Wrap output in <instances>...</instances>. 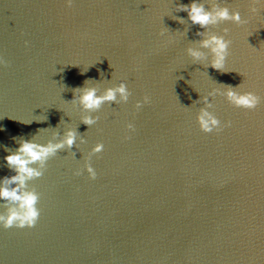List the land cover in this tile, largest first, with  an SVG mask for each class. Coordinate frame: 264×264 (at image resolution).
<instances>
[{
  "label": "water",
  "instance_id": "1",
  "mask_svg": "<svg viewBox=\"0 0 264 264\" xmlns=\"http://www.w3.org/2000/svg\"><path fill=\"white\" fill-rule=\"evenodd\" d=\"M199 2L245 20L207 28L230 41L225 71L205 66L207 49L199 61L186 55L203 31L176 8L189 0H0V176L11 174L2 158L13 137L78 132L27 182L39 216L0 228V264H264V6ZM86 79L130 91L102 104L91 126L71 102ZM239 84L258 105L214 93L208 110L220 124L201 131L195 100ZM97 142L103 149L89 154Z\"/></svg>",
  "mask_w": 264,
  "mask_h": 264
},
{
  "label": "clouds",
  "instance_id": "2",
  "mask_svg": "<svg viewBox=\"0 0 264 264\" xmlns=\"http://www.w3.org/2000/svg\"><path fill=\"white\" fill-rule=\"evenodd\" d=\"M65 3L70 5L72 0H65ZM257 3L264 6V0H252L249 6L250 13H256ZM176 8L178 11L187 13V20L191 24L198 25L199 28L203 29V31L198 30L195 33L200 39L195 42V46H189L185 49L186 55L193 62L199 61L204 59L206 55L202 49H207V64L205 66L225 71V58L228 54L230 41L223 35L208 32L207 28L209 25H215L221 21H231L238 25L245 23L239 11H230L228 7L216 3H212L211 8L207 9L199 0H189L187 4L179 3ZM222 31L227 32V29ZM160 34L163 35V32ZM3 63L4 61L0 59V64ZM88 81L86 79L83 86L73 88L71 102L74 105L78 104L83 113L79 117L80 122L91 126L97 120V116L92 115V113L96 112L102 104L106 102H127L130 91L123 80L104 87L102 91L96 85H90ZM239 88L240 84L235 87L224 85L222 89H213L195 100L203 105L198 108L195 116L196 123L201 131L210 132L217 129L220 124L218 118L208 110L211 107L208 97L214 93L223 95L227 102L234 107L250 110L258 105L261 98L255 92L241 91L238 90ZM148 101L149 97L144 96L142 101L137 100L135 102V107L139 109L142 103H148ZM22 122L31 123V121ZM126 128L132 129L133 125L128 123ZM2 130L3 126L0 125V131ZM77 138L78 132L71 127H66L62 133L53 132L51 138L44 142H38L36 139H25L23 137L17 139L13 137L17 146L13 151H6L7 154L2 158L11 174L0 176V209H2L0 211V228L32 227L35 224L39 216V209L36 206L38 193L30 188L27 182L40 177L46 161L59 150L72 149ZM79 139L83 143V137L80 136ZM102 149L103 144L97 142L90 148L89 154L98 153ZM84 170L90 179L95 178L96 172L87 162V158L85 159ZM75 174H80L79 169L76 170Z\"/></svg>",
  "mask_w": 264,
  "mask_h": 264
}]
</instances>
